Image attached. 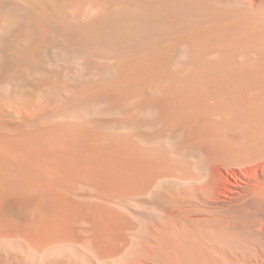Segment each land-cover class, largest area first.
Returning a JSON list of instances; mask_svg holds the SVG:
<instances>
[{
	"label": "bare ground",
	"instance_id": "6f19581e",
	"mask_svg": "<svg viewBox=\"0 0 264 264\" xmlns=\"http://www.w3.org/2000/svg\"><path fill=\"white\" fill-rule=\"evenodd\" d=\"M2 4V264H264V0Z\"/></svg>",
	"mask_w": 264,
	"mask_h": 264
},
{
	"label": "rangeland",
	"instance_id": "374dc122",
	"mask_svg": "<svg viewBox=\"0 0 264 264\" xmlns=\"http://www.w3.org/2000/svg\"><path fill=\"white\" fill-rule=\"evenodd\" d=\"M11 5H8V4H5V7H4V4H2V7L0 6V8H2V9H0V20L2 19L4 22H11V21H9L11 18L13 19H11L12 20V22H15V20H16V22H15V24L17 25V24H19V21L20 20H22V13L20 14V12H21V10L18 8V7H15V6H11L12 8L13 7H15V11L17 12V13H19L20 14V16H19V14L17 15V13L15 12V14H13V16L14 15H17L16 17V19L14 20V17L12 16V13H14V9H12L11 7H10ZM8 7V10L7 9H5V8H7ZM9 8H10V12H9ZM3 9H4V11H3ZM2 10V11H1ZM8 11V12H5V11ZM13 12H12V11ZM2 13H3V15H2ZM5 13L7 14V15H5ZM9 14H11V16L9 15ZM6 16V17H5ZM11 17V18H10ZM21 18V19H20ZM7 21H6V20ZM18 19V20H17ZM20 19V20H19ZM1 20V21H2ZM21 22V21H20ZM3 25V24H2ZM7 25V24H6ZM16 25H15V30H13V29H11V28H9L10 27V25H7L8 26V28H7V30H9L10 32H5L6 31V29H4V28H2V26H1V29L3 30V33L0 35V93H2V94H6V92H7V90L11 87V85H18L19 83H12V81H13V79H14V77H17L16 75H18V73H22V72H28L26 69H28L30 72H33V71H36L35 69H37V70H41V71H44V70H46V68H44L43 66L45 65L46 66V64L48 65V63H44L43 64V66H41L40 64H36V62H34L35 60H34V56H33V59L31 58L30 60H29V62L30 63H28V61H26V60H24L23 58L20 60V57L19 58H17L16 60L14 59V56H16V54H17V56L16 57H18V52H20V50H21V43L18 41V39H17V34L19 33L18 31H20V28L22 27L21 25H19L20 26V28H19V26L17 25V27H16ZM16 29H18V31L16 30ZM5 30V31H4ZM12 30V31H11ZM13 31H17V33L16 32H13ZM12 34V35H11ZM16 34V35H15ZM3 36V37H2ZM5 37V38H4ZM13 39H14V41H13ZM9 40V41H8ZM17 40V41H16ZM13 41V42H12ZM17 42H18V45H17ZM14 43V44H13ZM16 43V44H15ZM21 47V48H20ZM19 50V51H18ZM50 51V50H49ZM47 52V53H44L45 55L47 54H49L50 53V55H52L51 53H52V51L51 52ZM15 54V55H14ZM44 54H42V55H44ZM16 61H19V62H17L16 63ZM24 61V62H23ZM34 63V65H32V66H29V64H31V63ZM46 62V61H45ZM20 63V64H19ZM25 63L28 65H25ZM32 63V64H33ZM18 64V65H17ZM26 66V67H25ZM19 67H20V69H19ZM25 67V68H24ZM28 67V68H27ZM42 68V69H41ZM47 69H49L48 67H47ZM9 78H10V80H9ZM8 80H9V82H8ZM12 83V84H11ZM27 84H28V86H27ZM32 84V85H31ZM50 84H52L53 86H55V87H57L60 91H62V89H69V88H67V87H70V86H75L76 84H77V86L79 85V83H50ZM88 84H91V83H81V85L83 86V85H88ZM9 85V86H8ZM25 85V86H24ZM52 85H51V87H52ZM20 86L21 87H25L26 88V91L25 90H23L22 88L20 89V91L21 92H19L18 91V94H19V96L21 97L20 99H14V102H15V106L16 105H19V106H21V105H23V104H25L24 102H27L28 100H27V98H29V97H36V96H38V95H36V94H31L30 92H31V89L34 87V83H20ZM31 86H32V88H31ZM7 87H9L8 89H7ZM29 88V89H28ZM31 88V89H30ZM70 88H74V87H70ZM7 89V90H6ZM30 90V91H29ZM6 96V95H5ZM57 98L60 100V99H64L65 98V96L63 95V92H61L57 97H56V100H57ZM21 102V104H19ZM65 105V104H64ZM15 118V117H14ZM1 119L2 120H0V124H1V126L2 127H8V128H12V129H18L19 127L18 126H20L21 125V123H22V121L21 120H17V118H15V119H13V118H11V117H8V115H7V112H4V114L2 115V117H1ZM13 121H12V120ZM101 120H107V118H105V119H101ZM4 124V125H3ZM9 264V262L8 261H4V264ZM0 264H2V261L0 260Z\"/></svg>",
	"mask_w": 264,
	"mask_h": 264
}]
</instances>
